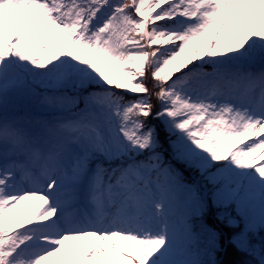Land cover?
Listing matches in <instances>:
<instances>
[{
    "label": "snow or ice",
    "instance_id": "1",
    "mask_svg": "<svg viewBox=\"0 0 264 264\" xmlns=\"http://www.w3.org/2000/svg\"><path fill=\"white\" fill-rule=\"evenodd\" d=\"M261 232L264 0H0V264H264Z\"/></svg>",
    "mask_w": 264,
    "mask_h": 264
},
{
    "label": "trees",
    "instance_id": "2",
    "mask_svg": "<svg viewBox=\"0 0 264 264\" xmlns=\"http://www.w3.org/2000/svg\"><path fill=\"white\" fill-rule=\"evenodd\" d=\"M149 87L151 88V83H149ZM153 104H156L155 100H153ZM162 142H164L163 138H162ZM213 211H215V209ZM232 215L235 216V212H232ZM237 219H239V217H237ZM209 222L212 223V221ZM215 226L218 227V230L222 231L223 236L226 238L235 232H239L244 225H243V221H241L240 227L235 229L229 228L225 224H220L219 222H215ZM262 239H264V233L261 232L259 235L251 237V242L253 244H260ZM221 243L222 245L225 243L224 238H222ZM217 259L224 261V264H248V262H251V264H256V260L254 257L239 252L234 247L231 246H229V251L227 255L218 254Z\"/></svg>",
    "mask_w": 264,
    "mask_h": 264
},
{
    "label": "rangeland",
    "instance_id": "3",
    "mask_svg": "<svg viewBox=\"0 0 264 264\" xmlns=\"http://www.w3.org/2000/svg\"><path fill=\"white\" fill-rule=\"evenodd\" d=\"M209 187H211V186H209ZM262 233H264V232H262Z\"/></svg>",
    "mask_w": 264,
    "mask_h": 264
}]
</instances>
